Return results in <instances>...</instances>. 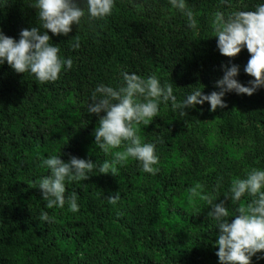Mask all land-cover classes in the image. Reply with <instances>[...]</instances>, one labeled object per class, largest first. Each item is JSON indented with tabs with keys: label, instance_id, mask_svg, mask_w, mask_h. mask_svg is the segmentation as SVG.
<instances>
[{
	"label": "trees",
	"instance_id": "trees-1",
	"mask_svg": "<svg viewBox=\"0 0 264 264\" xmlns=\"http://www.w3.org/2000/svg\"><path fill=\"white\" fill-rule=\"evenodd\" d=\"M35 0H0V30L19 39L24 28L40 27ZM264 0H186L197 22L168 0H115L111 15L85 17L67 36L49 32L72 68L41 84L34 75L0 66V264H218L215 223L204 195L225 202L231 222L237 207L225 196L231 182L252 169L264 170V87L253 95L226 93V107L211 112L205 102L181 116L160 105L148 125H136L142 142L155 144V174L129 158L114 174L95 170L83 181H66V197L78 194V212L48 209L35 184L48 175L41 161L61 155L111 161L123 145L105 154L95 145L98 117L87 112L98 84L117 87L121 72L171 83L177 102L195 89L218 91L221 66L244 72L247 49L235 57L219 53L212 13L251 11ZM79 38L80 47L71 45ZM197 195H193V190ZM120 197L117 204L108 196ZM47 212L52 222L40 220ZM257 255H261L258 253ZM252 264H264L254 256Z\"/></svg>",
	"mask_w": 264,
	"mask_h": 264
},
{
	"label": "clouds",
	"instance_id": "clouds-1",
	"mask_svg": "<svg viewBox=\"0 0 264 264\" xmlns=\"http://www.w3.org/2000/svg\"><path fill=\"white\" fill-rule=\"evenodd\" d=\"M81 3L86 6L87 18L96 20L111 15L115 0H35L33 7L37 10L40 27L22 29L19 39L0 30V66L7 62L16 73L32 74L41 84L57 80L62 69L72 68L73 61L58 55L59 48L49 43V32L67 36L72 25H79L85 17ZM168 3L186 17L188 28L196 30L197 22L186 0H168ZM212 27L221 55L231 58L247 49L250 58L244 72L254 79L245 86L237 79L238 65H222L223 76L214 84L218 91L205 95L195 89L181 102H177L172 84L162 85L155 75L143 78L136 73L121 72V85L98 84L87 107L90 115L95 114L99 118V126L94 131L95 145L105 154L122 145L124 151L115 152L111 161L104 162L71 155L67 162L61 159V155L43 159L41 167L46 168L49 174L39 179L35 188L41 191V198L48 209L63 208L67 203L71 212H78V194L71 192L66 197V181L87 180L94 170L98 174H114L113 165L126 163L129 158L137 161L145 173L155 175L159 171L154 167L158 164L156 146L142 142L135 126L148 125L157 116L161 104L167 107L170 103L181 116L187 115L186 109L205 102L210 105L209 110L215 112L217 108L226 107L223 100L226 93L251 96L258 88L264 87V3H259L251 11L238 10L226 14L217 10L212 13ZM71 46L74 49L80 47L78 37L74 38ZM197 194L194 189L193 195ZM246 195L251 197L250 201L246 206L236 208L231 222L223 200L216 203L210 194L202 197L211 209L207 217L218 229L215 239L218 264H252L254 256L257 260L264 259V170L254 168L244 178L234 179L225 198L238 204ZM119 199L118 195L108 196L112 205ZM40 220L52 222L47 212L40 214Z\"/></svg>",
	"mask_w": 264,
	"mask_h": 264
}]
</instances>
